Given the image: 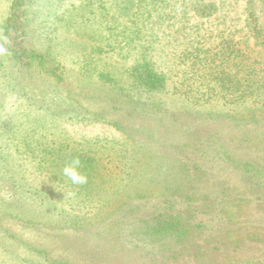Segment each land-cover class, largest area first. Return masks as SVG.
Here are the masks:
<instances>
[{
    "label": "trees",
    "instance_id": "16d2710c",
    "mask_svg": "<svg viewBox=\"0 0 264 264\" xmlns=\"http://www.w3.org/2000/svg\"><path fill=\"white\" fill-rule=\"evenodd\" d=\"M16 1L18 0H14L12 4L11 15L0 40L17 25ZM191 1L184 2L182 13L192 12L199 17L209 16L214 10V6L204 3V0ZM251 2L252 0L249 3ZM102 6L106 11L105 5ZM116 9L121 18L129 16L127 18L130 21V25L122 27L118 36L130 30L127 27H134L132 38L126 36L132 40L140 32H153L158 21L159 27L163 24L169 27L171 23L168 22L173 18L168 15L169 12H165L169 7L164 0H153L146 4H138L135 0H121ZM260 10L264 14V7ZM248 17L250 33L264 49V21H259L260 17L254 12H249ZM54 41V38H50L42 52L22 49V58L18 59L25 66L37 64L42 71L40 73L47 79L35 82L28 78L14 83L21 92L27 114L34 113L29 119L30 124L27 122L26 131L31 134L41 131L42 134L36 156L63 150V145L57 144V138L48 129L51 128L50 124L100 122L103 121V115L107 114L112 116V113L122 111L130 115L136 104L131 98L125 105H117L123 88H120L122 85L119 86L114 78L115 68L107 64L100 68L97 63L80 62L77 69L79 73L76 74L79 84L74 88L68 87L65 76L73 68L68 66L67 61L54 59V54H67V49L60 48L59 42L55 46L49 45ZM65 41L66 45H72L69 40ZM188 49L195 50L194 47L185 48ZM226 55L222 57V61H216L209 51L206 58L202 59L211 66L203 70L198 69L201 58L194 57L189 65L195 70L184 72L189 76L179 80L181 87H177L175 91L193 104L222 101L223 105L239 104L240 107L246 103L264 107V92L262 95L254 94L259 88H264V63L255 59L253 62L250 57L244 58L239 49ZM47 57L54 64L45 67ZM149 62L132 69L129 83L134 80L138 82L140 66L148 67L146 73L149 77L142 83L148 91L158 92L164 87L163 76L145 65ZM13 72H17L15 65L5 78ZM48 75L50 78L46 77ZM5 81H8L7 78ZM91 85L93 89L88 90L86 86ZM183 85L185 89L181 90ZM200 88L203 90H199ZM129 94L130 92L121 96L131 97ZM150 105L157 107L152 108L153 112L162 113L155 117H162L166 121L168 117L170 120H182L186 114L191 115L188 112L170 116L152 103L145 106ZM105 107L106 112L102 111ZM250 109L247 110V116L246 113L235 110L233 115L236 116H230L231 125L225 124L224 129L213 128L210 133H203L197 122L187 123L183 128L179 121L173 124L174 129L170 128L171 133L170 130L166 132L168 137L163 141L159 139L164 137L163 128L150 133L152 137L149 140L154 143H151L154 147L150 148L152 156L141 157V160L134 162L123 160L127 169H134L133 172L127 171L122 177L123 191L126 192L119 190L109 193H112L110 200L114 201V206L108 203L109 199L104 203L93 201L90 207L85 208L95 211V217L89 219H72L61 215L58 222H64L66 227L60 230L70 234L62 235L59 240L66 255L71 254L75 260L53 259L49 263L264 264V122L248 126V115L255 113V110ZM192 111L200 113L199 110ZM260 111L264 114L262 109ZM254 116L258 117L257 114ZM237 118L242 119L236 121ZM220 120L223 125V118ZM29 126L32 129L28 130ZM32 142L26 144L30 147L27 151L31 154ZM85 155L87 154H78L72 150L63 158L65 163H62L65 166L74 157H79L80 171L88 177V184L91 169L95 166L91 156L85 162ZM191 155L192 158L183 160ZM49 163L54 169L61 166L52 161ZM227 172L236 178L233 184L226 180L224 175ZM5 177L11 178L12 174L7 173ZM12 183L17 182L15 180ZM79 189L83 190V187ZM93 198L99 199L100 195ZM41 205L49 206L43 203ZM27 221L34 223V220ZM39 224L30 226L37 228ZM81 245H84L82 249Z\"/></svg>",
    "mask_w": 264,
    "mask_h": 264
},
{
    "label": "rangeland",
    "instance_id": "374dc122",
    "mask_svg": "<svg viewBox=\"0 0 264 264\" xmlns=\"http://www.w3.org/2000/svg\"><path fill=\"white\" fill-rule=\"evenodd\" d=\"M87 1L18 0L17 25L0 40V46L6 49L0 54V264H50L49 261L53 259L59 261L62 258L75 260L71 254L66 255L59 240L62 235L70 234L60 230L66 227L64 222H58L61 215H67L72 219H89L95 217V211L85 208L90 207L93 201L104 203L109 199L108 203L114 206V201L110 200L112 193H109L125 190L122 177L127 171L133 172L134 169H127V164H124L123 160L134 162L141 160V157L150 158L152 156L150 148L154 146L151 145L153 140L150 141L149 137L153 131L156 130L154 132L156 133L159 128H163L164 137L159 138L163 141L168 137L166 132L170 128L174 129L173 124L179 121L183 128L187 123L197 122L203 133H210L213 128L224 129L225 124L231 125L230 116H236L233 115L235 110L246 113L247 116V110L250 108L255 110L254 114L258 117L253 113L249 114L248 126L264 122V114L260 111V109L264 111V107L259 105L245 103L235 107L223 105L222 101L193 104L191 100H186L182 94L175 91L177 87H181L179 80L189 76L184 72L195 70L189 65L194 57L201 58L198 69L203 70L211 66L205 64V60L202 59L206 58L209 51L212 52L214 60L222 61V57H226L227 53L239 49L243 52L244 58L250 57L253 62L255 59L264 63L263 45L252 37L248 17L249 12H254L260 17L259 21H264V14L260 10L264 7V0H252L251 3H249L251 0H204V3L212 4L214 10L209 16L199 17L192 12L182 13L184 2L188 3L189 0H164L169 7L165 12L173 16L168 22L171 25L165 27L163 24L159 27L158 21L153 32L149 30L140 32L134 40L126 38V36L132 38L131 32L134 27H127L130 30L118 36L123 26L130 25L127 18L129 16L121 18L116 9L117 3L121 0ZM135 1L138 4L153 2ZM13 2L14 0H0V35L4 32L6 21L11 15ZM105 14L108 16L105 17ZM77 18L82 20L78 21ZM50 38L56 41L49 45L55 46L56 42H59L60 48L67 49L65 56L54 54V59L67 61L68 66L73 68L65 76L68 87L74 88L79 84L77 69L80 62L97 63L100 64V68L103 64L111 65L115 68L114 78L117 79L119 86L122 85L120 88H123L120 93L130 92L129 95H132L129 97L120 94L116 104L125 105L131 98L136 104L133 112L129 113L131 116L120 111L112 113V116L103 115V121L100 122L50 124L51 128L48 129L54 133L57 144L63 145V150L36 156L39 151L38 141L42 134L41 131H35L34 134L26 131L29 119L34 113L27 114L21 92L14 83L28 78L35 82L47 79L40 73L42 71L37 64L25 66L18 59L22 58V49L42 52ZM65 40H69L72 45H66ZM191 47L195 50H185ZM147 61L150 62L145 65L163 76L164 87L158 92L148 91L142 83L149 77L146 73L148 67L140 66L138 82L134 80L129 83L132 69ZM53 64V60L47 57L44 66ZM14 65L17 66V72L6 76L8 81H5V75L10 74ZM57 72L59 74V71ZM46 77L50 78L49 75ZM86 87L88 90L93 89L92 85ZM184 89L183 85L181 90ZM263 92L264 88L261 87L254 94L262 95ZM150 103L170 116L188 112L191 115L186 114L182 120L173 118L170 120L168 117L166 121L162 117H155L162 115L160 112L152 111V108L157 107L145 106ZM192 110H199L200 113H193ZM102 111L106 112L107 108ZM220 118L224 120L223 125ZM241 119L237 118L236 121ZM30 129L32 126H29L28 130ZM31 141L33 154L27 151L30 147L26 146ZM72 150L78 154L80 152L87 154L84 156L85 162H88L89 156L94 160L92 163L95 167L91 169L88 184L73 185L62 174L64 167L62 160ZM188 158H192V155L183 160ZM50 161L61 166L54 169L50 166ZM7 173L12 174V177H5ZM224 176L232 184L236 180L228 172ZM15 180L16 187L12 183ZM81 187L83 190L79 189ZM98 195L99 199L93 198ZM41 203L49 206H42ZM27 220H34L32 222L35 224L42 225L39 224L36 228L30 226L34 223ZM83 247L84 245L80 246L81 249Z\"/></svg>",
    "mask_w": 264,
    "mask_h": 264
},
{
    "label": "clouds",
    "instance_id": "9594fccd",
    "mask_svg": "<svg viewBox=\"0 0 264 264\" xmlns=\"http://www.w3.org/2000/svg\"><path fill=\"white\" fill-rule=\"evenodd\" d=\"M6 49L0 46V54H3ZM81 160L79 157H74L70 164H66L62 169V174L67 177L73 185H84L88 182V177L80 171Z\"/></svg>",
    "mask_w": 264,
    "mask_h": 264
}]
</instances>
